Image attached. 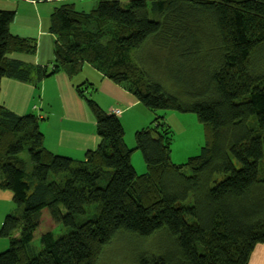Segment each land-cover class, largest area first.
<instances>
[{"label": "trees", "instance_id": "obj_1", "mask_svg": "<svg viewBox=\"0 0 264 264\" xmlns=\"http://www.w3.org/2000/svg\"><path fill=\"white\" fill-rule=\"evenodd\" d=\"M12 17L0 9V81L37 82L88 63L155 113H196L206 140L177 164L156 116L130 147L117 115L79 88L100 141L84 159H59L38 115L0 102V188L17 205L0 225L9 241L0 264H98L124 233L154 245L132 264H247L264 243V0H98L88 12L63 3L51 15L47 64L9 56L36 49L9 31ZM137 149L142 173L131 163ZM44 207L63 231L45 230L37 248Z\"/></svg>", "mask_w": 264, "mask_h": 264}, {"label": "crops", "instance_id": "obj_2", "mask_svg": "<svg viewBox=\"0 0 264 264\" xmlns=\"http://www.w3.org/2000/svg\"><path fill=\"white\" fill-rule=\"evenodd\" d=\"M97 1L0 0V9L13 12L9 31L21 37L34 39L36 42L34 53H11L9 56L30 64L49 63L54 56L56 41V35L50 30L51 15L55 8L63 3H69L78 11L88 12L95 7ZM99 85V88L102 85L109 87L107 92L109 101L96 94ZM79 88H82L84 94L95 97V101L104 107L106 112L113 113V110L118 108L120 112L116 115L120 117L121 123V119L130 122L128 117L130 109L140 105L135 95L127 88L113 82L88 63L73 74L60 70L37 82L3 76L0 81V102L17 114L33 112L38 115L44 146L57 158L81 160L84 159L87 150L94 149L99 144L100 138L96 131L95 117L80 95ZM90 88L92 93L89 94ZM134 124L136 129L140 126L138 120H134ZM124 138L128 146H134L130 135L127 140L125 136ZM133 155L134 153L131 155L132 164ZM133 166L137 172L140 171L139 173L145 170L141 169V166H145L140 163L138 165L140 169H136L134 164ZM12 201V193L0 188V225L5 214L14 207ZM6 202L9 203V207L3 206ZM247 264H264V243L255 246Z\"/></svg>", "mask_w": 264, "mask_h": 264}, {"label": "rangeland", "instance_id": "obj_3", "mask_svg": "<svg viewBox=\"0 0 264 264\" xmlns=\"http://www.w3.org/2000/svg\"><path fill=\"white\" fill-rule=\"evenodd\" d=\"M96 85L98 84H95V86ZM99 87L100 85L97 88L96 94L101 95L103 99L109 101L110 98L107 93L109 87H106V85H102L101 88ZM88 92L89 94L92 93L91 88L88 90ZM96 94L94 96H96ZM156 116H163V122L166 123V125L171 130L172 159L175 163H183L189 156L199 153L201 146L205 143L206 134L204 124L198 120L196 113L191 111L159 109L155 113L140 103V105L130 109V112L128 113L130 122H124L121 119L126 140L130 135V138L132 139L131 141L135 143V131L139 128H142L143 126L152 124L153 119ZM134 120H138L140 123V126L137 129L135 128ZM132 153H134L132 161L136 169L138 168L139 163L145 166L141 151L137 149ZM144 168L145 167L141 166V169ZM139 172L140 171L138 170V173ZM8 204L9 203L6 202V204H3V206L7 207ZM12 205H14V207H12L7 213L16 209L17 205L14 201H12ZM62 228L63 227L60 223H56L51 219L48 208L44 207L41 211L40 223L34 232L31 243L38 248L41 245V235L45 230L51 229L54 234L58 235L63 231ZM146 242H148V240H142L141 238L132 236L128 233L119 234L114 238V240L104 247L98 264H132L131 260H134V258L136 259V257H138V255L144 251H146V253H153L154 245H146ZM154 243L155 241L153 244ZM8 245V238L0 236V252L7 249Z\"/></svg>", "mask_w": 264, "mask_h": 264}, {"label": "built area", "instance_id": "obj_4", "mask_svg": "<svg viewBox=\"0 0 264 264\" xmlns=\"http://www.w3.org/2000/svg\"><path fill=\"white\" fill-rule=\"evenodd\" d=\"M114 112V114H118L119 112H120V110L118 109V108H116L115 110H113Z\"/></svg>", "mask_w": 264, "mask_h": 264}]
</instances>
